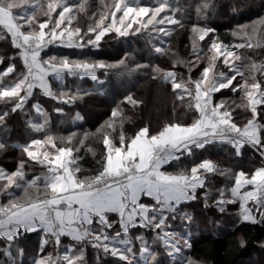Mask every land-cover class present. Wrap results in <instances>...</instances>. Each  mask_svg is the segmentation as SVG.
<instances>
[{
	"label": "snow or ice",
	"instance_id": "snow-or-ice-1",
	"mask_svg": "<svg viewBox=\"0 0 264 264\" xmlns=\"http://www.w3.org/2000/svg\"><path fill=\"white\" fill-rule=\"evenodd\" d=\"M215 7L216 0H201L195 11L199 19L207 20ZM81 14L88 19L83 28L77 21ZM187 15L181 0H112L110 4L100 0L97 6L90 0H0V39L9 40L16 52L0 71V103L5 105L0 110V155L15 149L23 157L14 170L0 166V196L6 197L0 203V264H23L20 242L33 233L40 242L31 264H91L89 249L96 253L95 264L109 257L122 264H165L162 255L171 264H197L184 255L183 249L192 245L173 229V223L191 222L192 216L182 209L201 199L205 208L215 207L221 213L238 204L242 222L264 224V62L253 59L257 49H264V17L238 24L231 32L238 38L234 44L225 43L206 23L192 24L188 33L194 59L183 60L170 51V45L177 29L186 28ZM108 40H143L154 55H170L173 70L142 63L131 68L130 52L113 63L46 51L50 46L99 50ZM240 49L251 52L244 56ZM177 65L187 69L186 77L174 70ZM140 69H150L153 79L170 86L174 100L193 113L191 122L169 119L158 129L145 125L128 136L123 119L117 132V105L94 134L103 143L99 169L94 175H78L84 170L74 153L88 147L89 134L53 136L48 114L32 101L47 97L57 102L54 111L63 114L64 106L91 94L67 86L66 76L89 77L102 86L98 74ZM194 71L199 75L194 77ZM49 77L59 82L57 89ZM225 90L242 93L240 102L220 99L217 94L223 96ZM124 102L133 107L142 103L130 94ZM237 108L246 114L242 125L234 120ZM32 111L43 117L42 123L31 118ZM75 118L82 119L79 113ZM16 119H23L32 133H43V138L29 135L23 144L11 143L9 121ZM217 144L229 145L237 157L247 146L259 157L260 166L233 171L202 158L175 173L165 167L194 156L197 150L202 155ZM34 165L46 171L29 177L26 168ZM216 176L231 184L216 188L214 198ZM141 229L154 234L151 244L143 234L133 235ZM65 238L70 241L67 245ZM239 244L244 247L246 241L241 238ZM62 245L66 251L60 255ZM48 247L56 255H44Z\"/></svg>",
	"mask_w": 264,
	"mask_h": 264
},
{
	"label": "trees",
	"instance_id": "trees-1",
	"mask_svg": "<svg viewBox=\"0 0 264 264\" xmlns=\"http://www.w3.org/2000/svg\"><path fill=\"white\" fill-rule=\"evenodd\" d=\"M229 0H216V7L207 20L199 19L195 7L201 2V0H181V3L185 6L188 15L185 17L186 28L177 29L173 35L170 45V51L176 54L179 59H185L191 57V45L189 40L188 29L192 24L201 23L207 24L208 27L215 30L216 35H219L225 43H231L236 38L232 37L231 32L238 24H247L264 14V0H232L235 3L234 8L230 9ZM99 1L97 4L99 5ZM235 9V10H234ZM77 21L83 28L86 27L88 19L87 16L81 14ZM76 23V22H74ZM108 44L112 46L106 49L105 47L95 49H68L61 48L63 54H67L71 57H89L91 59H103L110 61H117L123 58L125 52H130L129 67L135 68V63L151 64L159 66L164 70H173L172 59L170 55L156 56L153 53L149 55L140 54V50H148L150 46H146L143 40L136 42L134 40L129 41H112L108 40L103 43V46ZM51 48H56L50 46ZM49 50H46L48 54H51ZM244 56L249 55L251 50H238ZM58 52H56L57 54ZM16 52L11 48L10 41L0 39V56L5 57V63L0 64V71H3L6 64L10 61L8 57H12ZM253 59L257 63L264 62V49H257ZM206 63V60H205ZM239 63V62H237ZM182 67V68H179ZM177 70L181 75L187 76L188 71L185 67L177 65ZM194 77L199 75L195 74ZM153 73L150 69H140L134 72H117L112 71L108 76L100 74V79L104 81L102 86L97 85L86 77V80L90 84L84 85L79 89L87 90L90 95L84 97L83 100L77 101L75 105L64 106V113L58 114L54 111L57 107V102L48 99L47 97L39 96L32 103H39L42 105L45 112L49 117L48 130L53 136H66L71 132L77 133V136L84 138V134L88 133L89 136L85 140V144L88 147L81 148L77 152L80 156V167L84 172L89 171L91 175H94L100 167L103 143L99 135H94L98 129L100 121L110 115L113 108L117 105L120 106V115L115 119L117 132L120 129V120L123 119V130L126 135L131 136L140 127L145 125L150 126L152 129H158L171 120H180L184 123L191 122L193 113L179 102L174 100L171 95V89L169 85L162 82L160 78L153 79ZM259 78V74H258ZM239 79V77L237 78ZM9 78H6L8 81ZM66 85L72 89H77L76 85L72 82L80 81L79 78L66 76ZM59 87V82L53 80L54 90ZM132 95L138 101H141L138 106L133 107L131 104L124 102V98L127 95ZM145 94L142 98L141 96ZM154 96L157 101L152 106L147 105L146 99L150 96ZM219 98L228 96L232 101L236 103L240 102V96L242 93L237 94L225 90V94ZM187 99V98H186ZM234 99V100H233ZM175 105V109H174ZM5 105L0 103V110H3ZM234 107V105H233ZM79 113L82 119H76V115ZM245 113L242 109H235L233 113L234 120L241 124L245 122ZM35 122H43V117L36 115L32 111V117ZM11 128L10 142L11 143H25L27 142L29 135L36 138H43V133H32L31 129H27L23 124V119H16L9 121ZM115 134V133H114ZM116 135V134H115ZM118 140V137H117ZM59 146V141H57ZM92 151H88V148ZM95 153V155L93 154ZM213 158L223 168H231L233 171H237L239 168L252 169L260 164L259 157L253 153V151L245 146L242 150V155L237 157L234 154L233 149L227 144H217L214 147L209 148L207 152L197 150L196 154L192 157H182L180 161L171 162L172 166H165L169 170L178 171L182 166L190 168L193 162H199L202 158ZM23 158L20 152L15 149H10L7 153L0 155V166L8 168L10 171L14 170L15 164L19 159ZM7 159V160H6ZM46 169L39 165L26 168V173L29 177L33 175H41ZM83 172V173H84ZM83 175V174H78ZM231 182L224 177L216 176L212 182V188L215 189L230 186ZM1 202H6V197L0 196ZM211 204L212 201H209ZM236 205H228L226 211L231 212L230 215H226V219H219L224 217L220 211L215 207L205 208L203 200L193 201L186 205L182 211H187L192 216V221L188 222L186 226L192 230V233L188 235L191 243V248L187 249L188 256L198 260L207 261L211 264H239L242 261H246L253 256L263 254L264 250V224H250L242 222L235 214ZM226 211H224L226 213ZM209 216V217H208ZM218 216V217H217ZM220 216V217H219ZM208 217V218H207ZM179 220L174 222L179 225ZM184 224V222H183ZM210 226V229H207ZM200 231H196L199 230ZM143 230V229H141ZM140 230V231H141ZM243 238L246 241L244 247H241L239 240ZM40 238L35 234H29L26 239L20 242V247L24 249V255L26 247H39ZM70 242L65 238V243ZM50 252L54 254L52 247H48ZM23 257V261H24ZM89 261L91 260L88 255ZM31 263V261L29 262Z\"/></svg>",
	"mask_w": 264,
	"mask_h": 264
},
{
	"label": "rangeland",
	"instance_id": "rangeland-1",
	"mask_svg": "<svg viewBox=\"0 0 264 264\" xmlns=\"http://www.w3.org/2000/svg\"><path fill=\"white\" fill-rule=\"evenodd\" d=\"M97 1H99L100 2V0H90V3H92L94 6H97L98 4H97ZM105 2L106 3H111L112 2V0H105ZM228 3L230 4L229 5V7H230V9H232V8H234V6H235V3L232 1V0H229L228 1ZM259 17H264V14L263 15H261V16H259ZM259 17H257V18H253V20L255 21V20H257ZM251 23V22H250ZM250 23H247V24H250ZM236 27V26H235ZM236 42H238V38H236L235 40H233L230 44H234V43H236ZM103 47H105L106 49H108V48H111L112 46H109L108 44H105ZM50 53L51 54H49V55H59V56H69V55H67V54H63L64 52H63V50L61 49V48H51L50 49ZM56 52H58L57 54H56ZM139 53L140 54H143V55H149V54H151L152 52L150 51V49H148V50H146V49H144V50H140L139 51ZM42 55H43V53H42ZM71 59H88L89 57H80V56H76V57H71V56H69ZM189 59H194L192 56L191 57H186L185 59H183V60H189ZM105 61H107V60H105ZM108 62V61H107ZM110 62H116V61H110ZM179 68H182V67H179ZM175 70V69H174ZM165 71H167V70H165ZM177 73H178V75H181L177 70H175ZM195 74H198V71H196V73ZM98 75H100V74H98ZM101 78V77H100ZM66 79V78H65ZM80 79V78H79ZM84 79H86V77H84ZM50 83L53 85V78L52 77H50ZM66 81L67 80H65V83H66ZM94 82V81H93ZM75 84L76 85V87H78V88H80V87H84V85H86V83L87 84H90L89 82H87L86 80H81L80 79V81H75V82H72V84ZM145 96V94H143L141 97L143 98ZM220 99H224V100H227L228 102L229 101H231L232 100V98L231 97H228V96H225V97H222V98H220ZM234 100V99H233ZM146 101H147V105L149 104L150 106H152L154 103H156V102H159V101H157V99L154 97V96H152V95H150L147 99H146ZM235 101V100H234ZM239 103V102H238ZM41 105V104H40ZM42 106V105H41ZM154 106V105H153ZM36 115H38V114H36ZM39 116V115H38ZM109 117H110V115H107L106 117H104L101 121H100V124H99V126H98V128H100L101 127V125H103L104 123H105V121H107L108 119H109ZM77 134V133H76ZM113 135H115L114 133H113ZM20 155H21V153H20ZM7 160V159H6ZM182 168H185L184 166L183 167H181L180 169H182ZM83 175H91L90 173H88V171H86V172H84L83 173ZM0 203H3V202H1L0 201ZM236 205V212H235V214H237V216H239V206H238V204H235ZM218 210V209H217ZM219 211V210H218ZM229 213H231V212H228V211H226V213L225 212H223L222 213V215H225L224 217H222V218H219V219H226L227 217H226V215L227 216H229L230 214ZM209 217V216H208ZM207 217V218H208ZM218 217V216H217ZM220 217V216H219ZM179 222V225H177V224H175V223H173V229L175 230V231H177L182 237H188V235L190 234V233H192V230L191 229H189L188 228V226H186L187 224H188V222L187 221H185L184 222V224H183V222H181V221H178ZM207 229H210V226L207 228ZM197 232L198 231H200V228H199V230H196ZM141 234H143L144 236H145V238L149 241V243L151 244L152 243V241H153V239H154V234L151 232V231H148V230H141V231H139V232H134L133 233V235L135 236V235H141ZM70 242H68V243H65L66 245L67 244H69ZM181 244H183V241H181ZM157 248H158V250L161 252V253H163V248L159 245V244H157V245H155ZM139 247H140V245H139V243L137 242L136 243V250H137V254H138V249H139ZM263 247H264V245H263ZM28 250H26V253H25V255L23 256V257H25L24 258V261H23V264H31V263H29L30 261L32 262V260H33V257L34 256H36L37 255V253H38V250H39V247L38 246H36V247H31V246H28L27 245V247H26ZM187 249L188 248H184L183 249V252H184V255L185 256H188V253H187ZM59 251V254L60 255H63L64 253H65V251H66V248L62 245L61 246V248L58 250ZM48 252H50V249H47V252L46 253H43L44 255H47V253ZM88 252H89V255H90V257H91V260H90V262H91V264H95V258H96V253L95 252H93L91 249H89L88 250ZM53 255H56V252L54 251V254ZM189 257V256H188ZM191 258V257H190ZM23 259V258H22ZM103 259V258H102ZM161 259H163L164 260V262H165V264H171V261L169 260V258L166 256V255H162L161 256ZM193 261H196L197 262V264H211L210 262H207V261H198V260H195V259H193V258H191ZM103 264H122V262H120V261H116V260H114L113 258H111V257H109L107 260H105V261H103ZM239 264H264V250H263V254H261V255H258V256H253V257H251V258H249L248 260H246V261H242V262H240Z\"/></svg>",
	"mask_w": 264,
	"mask_h": 264
},
{
	"label": "crops",
	"instance_id": "crops-1",
	"mask_svg": "<svg viewBox=\"0 0 264 264\" xmlns=\"http://www.w3.org/2000/svg\"><path fill=\"white\" fill-rule=\"evenodd\" d=\"M49 79H50V77H49ZM50 81V80H49ZM236 122V121H235ZM244 122H242L241 123V125L243 124ZM239 124V123H238ZM74 155H76L77 157H78V163H79V165H81V162H80V158H79V154L78 153H74ZM207 158H209V157H207ZM209 159H212L214 162H216L213 158H209ZM258 166H260V164H258L256 167H258ZM183 167V166H182ZM255 168V167H254ZM254 168H252V169H244V168H239V169H237V171H239V170H241V169H243V170H246V171H249V170H254ZM169 172H173V173H175V172H177V171H172V170H169L168 168H166ZM179 171V170H178ZM88 173H89V171H88Z\"/></svg>",
	"mask_w": 264,
	"mask_h": 264
}]
</instances>
